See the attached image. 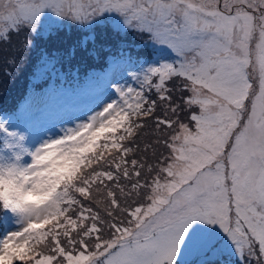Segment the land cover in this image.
I'll return each mask as SVG.
<instances>
[{"label": "snow or ice", "instance_id": "1", "mask_svg": "<svg viewBox=\"0 0 264 264\" xmlns=\"http://www.w3.org/2000/svg\"><path fill=\"white\" fill-rule=\"evenodd\" d=\"M110 19L179 62L121 52L139 89L114 75L37 134L0 114V264H264V0H0V51ZM149 121L160 136L136 150L154 163L132 147Z\"/></svg>", "mask_w": 264, "mask_h": 264}, {"label": "trees", "instance_id": "2", "mask_svg": "<svg viewBox=\"0 0 264 264\" xmlns=\"http://www.w3.org/2000/svg\"><path fill=\"white\" fill-rule=\"evenodd\" d=\"M92 32L95 40L88 39L87 46L84 48L81 47V42L86 38H90L91 32L80 30L74 25H71L70 28L57 27L54 31H49L45 35L36 36L34 33L31 35L30 38L38 43L36 45L37 47H43L44 52L56 58V64L53 66L57 73L55 77L48 74L43 78L35 80L37 75V69L34 63L36 55L35 53H28V50L22 51L26 56L18 63L10 64L9 60H1L0 113H13L32 91L43 90L49 86L51 81L58 84L61 82V79H65V81L71 80L81 83V80L89 74L103 71L109 65V59L119 57L121 52L130 53L134 56V59L138 57L152 58V52L143 53L139 51V48H136L139 43L145 40L144 38L147 36V33L142 35L141 33H137L135 36L132 35V32H128L127 34L124 32L119 33L108 22L103 27L95 26ZM115 35L116 37L114 38ZM26 38H29V34L22 32L19 36H13L10 46H4L3 48L13 50L14 52L19 42ZM59 38L67 39V41L62 42ZM55 42L57 43L56 45ZM121 42H125L126 44L118 45ZM134 44L137 45L134 46ZM73 49H75L74 55L72 54ZM13 52L10 51L8 54L12 55ZM89 53L92 54L89 55ZM1 58H4V56ZM60 73L62 74L61 76L59 75ZM176 95H179V93ZM185 122H187L186 118ZM150 127L151 121L134 138L136 143H133L132 147L134 149V155L138 159L141 158L143 152L136 150V144L138 143L140 149H143L145 142L142 144L141 138L146 128ZM157 136L160 135L158 133L155 135V132H153L148 141H153V138ZM161 146L164 148L162 143ZM131 158L132 156L130 155L129 159Z\"/></svg>", "mask_w": 264, "mask_h": 264}, {"label": "rangeland", "instance_id": "3", "mask_svg": "<svg viewBox=\"0 0 264 264\" xmlns=\"http://www.w3.org/2000/svg\"><path fill=\"white\" fill-rule=\"evenodd\" d=\"M55 19V18H53ZM108 23L114 28L115 21L108 20ZM106 24V23H105ZM104 24V25H105ZM71 25H74L80 30H87L91 32L89 37H93L94 28H88L87 26H77L70 20H64L59 25H51L49 30L46 28L41 29V35H45L49 31H54L57 27L70 28ZM104 25H99L98 27H103ZM115 30V28H114ZM116 31V30H115ZM123 33V32H119ZM139 32H132V35L135 36ZM145 34V33H141ZM140 35V36H141ZM144 38L145 40L142 43L134 44L136 48H139L140 52L147 53L152 52V58L138 57L141 62H169V63H178V58L174 53H171L170 50L159 44H153L151 38L148 34ZM116 35L114 36V38ZM62 42L67 41V39L59 38ZM35 41V40H34ZM38 43L35 42V46L28 50V53H35V67L37 69V75L35 80L43 78L48 74H51L52 77L56 76V69L53 66L56 64V58L54 56L48 55L43 51V47H37ZM57 43L55 42V45ZM125 42H121L118 45H125ZM129 45V44H128ZM4 47V46H3ZM146 50V51H145ZM13 50L3 48L0 51V61L1 60H10L12 55L8 53ZM15 53V51L13 52ZM4 56V58H1ZM26 55L21 52L15 57V63H18ZM134 58V56H132ZM118 57H113L109 59V65L101 72L91 73L86 78L79 81H65L61 79V82L56 84L54 81H51L49 86L44 88L41 91H32L26 100L21 104L19 109H16V120L17 126L21 129H27L37 134L40 131L50 127L51 125L60 122V121H71L77 117L82 116L84 113H87L98 106V104L106 97V90L113 78L116 76V79L120 80L121 84L129 85L139 89V82L132 80L127 74V65L121 64L116 65L115 59ZM12 64V63H10ZM62 75L61 73L59 74ZM0 114H3L2 112ZM3 114V115H9ZM154 132L152 126L146 128L144 134L141 138L142 144L147 143L151 134ZM160 135V133H158ZM155 135L157 133L155 132ZM155 138H153L154 142ZM149 142V141H148ZM145 145V144H144ZM144 147V146H143ZM156 153L167 154L166 149L162 148L161 144L156 145ZM147 159L149 162H155V157H153L152 152L149 151L146 156L145 153L142 154L140 159ZM183 260H195L194 255L182 256ZM225 261V264H236V257L233 255H226L222 257Z\"/></svg>", "mask_w": 264, "mask_h": 264}]
</instances>
